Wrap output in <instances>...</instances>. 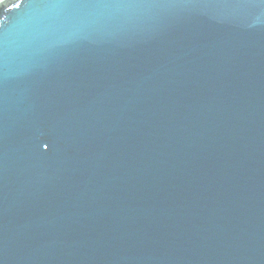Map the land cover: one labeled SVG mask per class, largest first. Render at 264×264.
I'll use <instances>...</instances> for the list:
<instances>
[{
  "label": "water",
  "instance_id": "1",
  "mask_svg": "<svg viewBox=\"0 0 264 264\" xmlns=\"http://www.w3.org/2000/svg\"><path fill=\"white\" fill-rule=\"evenodd\" d=\"M0 264H264V0L0 1Z\"/></svg>",
  "mask_w": 264,
  "mask_h": 264
},
{
  "label": "rangeland",
  "instance_id": "2",
  "mask_svg": "<svg viewBox=\"0 0 264 264\" xmlns=\"http://www.w3.org/2000/svg\"><path fill=\"white\" fill-rule=\"evenodd\" d=\"M0 1H2V0H0Z\"/></svg>",
  "mask_w": 264,
  "mask_h": 264
}]
</instances>
